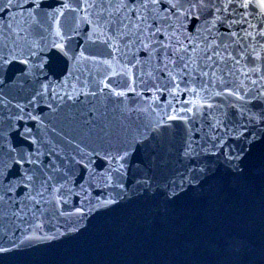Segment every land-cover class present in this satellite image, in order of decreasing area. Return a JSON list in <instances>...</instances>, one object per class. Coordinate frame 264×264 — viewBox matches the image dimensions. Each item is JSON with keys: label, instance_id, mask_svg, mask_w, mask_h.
I'll use <instances>...</instances> for the list:
<instances>
[{"label": "snow or ice", "instance_id": "obj_1", "mask_svg": "<svg viewBox=\"0 0 264 264\" xmlns=\"http://www.w3.org/2000/svg\"><path fill=\"white\" fill-rule=\"evenodd\" d=\"M5 13L0 264H41L37 249L137 202L167 216L256 177L264 191V0H0ZM222 244L264 264V227L258 252L243 231Z\"/></svg>", "mask_w": 264, "mask_h": 264}, {"label": "water", "instance_id": "obj_2", "mask_svg": "<svg viewBox=\"0 0 264 264\" xmlns=\"http://www.w3.org/2000/svg\"><path fill=\"white\" fill-rule=\"evenodd\" d=\"M8 22V13L0 15V26ZM180 207L190 211L165 216L157 205L137 202L98 216L79 238L31 255L41 264H259L258 254H229L222 244L226 236L243 231L258 252L264 227V191L258 177L247 193L227 188L222 199L205 193Z\"/></svg>", "mask_w": 264, "mask_h": 264}]
</instances>
